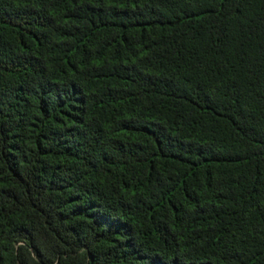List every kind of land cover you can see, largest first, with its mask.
I'll return each instance as SVG.
<instances>
[{
  "label": "trees",
  "instance_id": "16d2710c",
  "mask_svg": "<svg viewBox=\"0 0 264 264\" xmlns=\"http://www.w3.org/2000/svg\"><path fill=\"white\" fill-rule=\"evenodd\" d=\"M0 264H264V0H0Z\"/></svg>",
  "mask_w": 264,
  "mask_h": 264
}]
</instances>
